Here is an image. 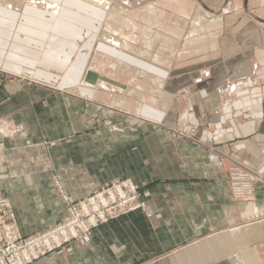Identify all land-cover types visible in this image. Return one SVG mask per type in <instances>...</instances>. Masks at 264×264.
<instances>
[{"label":"crops","instance_id":"1","mask_svg":"<svg viewBox=\"0 0 264 264\" xmlns=\"http://www.w3.org/2000/svg\"><path fill=\"white\" fill-rule=\"evenodd\" d=\"M29 1L0 0V192L21 234L66 219L56 179L75 201L146 192L33 264H264V181L250 200L229 182L264 177V23L196 24L198 0ZM187 107L196 141L165 123Z\"/></svg>","mask_w":264,"mask_h":264},{"label":"built area","instance_id":"2","mask_svg":"<svg viewBox=\"0 0 264 264\" xmlns=\"http://www.w3.org/2000/svg\"><path fill=\"white\" fill-rule=\"evenodd\" d=\"M233 167L229 182L234 197L250 200L261 174ZM67 209L64 221L45 232L25 237L17 227L15 212L0 192V264H33L51 253L63 250L75 240L90 242L96 229L137 210H145L140 189L129 179L111 182L87 198L74 201L56 182Z\"/></svg>","mask_w":264,"mask_h":264},{"label":"rangeland","instance_id":"3","mask_svg":"<svg viewBox=\"0 0 264 264\" xmlns=\"http://www.w3.org/2000/svg\"><path fill=\"white\" fill-rule=\"evenodd\" d=\"M122 1L126 3H130L131 5H134L135 3L139 4L140 0H122ZM143 1H152V0H143ZM198 1L204 2L211 9L206 11L203 8H199L193 20V22L196 24H201V23L204 24L205 21L207 22V21H214V20H219V19L229 22L230 25H233L238 21H244L245 23L253 22L254 24H257L258 26L264 23V0H243V4L240 7L236 3L237 2L236 0H198ZM32 2L36 3V5H40L38 1H33V0L29 1L30 4ZM96 2L99 4L100 8H103V7H106V8L114 7L115 8V6L117 5L116 2L120 3V1L118 0H96ZM255 9H257L256 13L254 12ZM113 68H115V66H113ZM96 81L97 80L94 79L93 77H91V80H89V82L94 83V85L96 84ZM53 89H54V92H60V93L67 92L66 90H64V87L60 86V84H58L55 88L53 87ZM172 112L177 113V111H172ZM193 118H195V116L191 112L190 108L187 107L181 113H178V116L174 121L169 119V121H165V123H167L168 126L170 127L173 138L175 139H186L187 138L188 140L196 141L197 140V125L193 122ZM57 181H60V180L56 179L55 184ZM61 185L63 186L62 183ZM63 188H64V193L70 199H72L67 189L64 186ZM57 190L59 191L62 201L64 202V198H63L61 191L59 190V188ZM143 190H144L143 188H141L140 190V192L142 191L141 192L142 197H144L145 195L144 193H146V192H143Z\"/></svg>","mask_w":264,"mask_h":264},{"label":"water","instance_id":"4","mask_svg":"<svg viewBox=\"0 0 264 264\" xmlns=\"http://www.w3.org/2000/svg\"><path fill=\"white\" fill-rule=\"evenodd\" d=\"M89 76H91V74H89Z\"/></svg>","mask_w":264,"mask_h":264}]
</instances>
